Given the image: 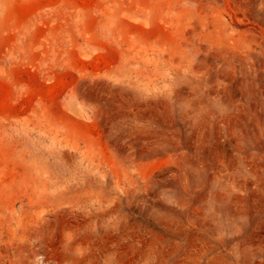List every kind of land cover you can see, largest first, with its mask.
Returning <instances> with one entry per match:
<instances>
[{
    "label": "rangeland",
    "instance_id": "rangeland-1",
    "mask_svg": "<svg viewBox=\"0 0 264 264\" xmlns=\"http://www.w3.org/2000/svg\"><path fill=\"white\" fill-rule=\"evenodd\" d=\"M0 264H264V0H0Z\"/></svg>",
    "mask_w": 264,
    "mask_h": 264
}]
</instances>
